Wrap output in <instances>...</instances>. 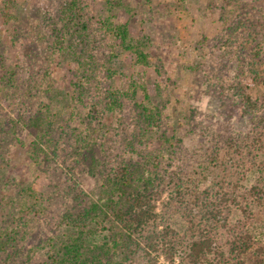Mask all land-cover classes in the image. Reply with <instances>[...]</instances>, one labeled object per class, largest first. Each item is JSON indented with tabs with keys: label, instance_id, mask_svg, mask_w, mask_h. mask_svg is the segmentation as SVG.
<instances>
[{
	"label": "trees",
	"instance_id": "obj_1",
	"mask_svg": "<svg viewBox=\"0 0 264 264\" xmlns=\"http://www.w3.org/2000/svg\"><path fill=\"white\" fill-rule=\"evenodd\" d=\"M15 1L0 2V18L7 25L13 19ZM223 3V10L243 7L257 14L255 20L244 23L252 32L240 42V45L255 44L246 73L254 85L249 87L245 83L239 87L242 108L246 113L256 114L264 101L260 90L261 84L264 85V0H223ZM83 5L84 0H64L56 17L44 15L39 22L41 25L51 20V26H55L50 47L65 58L74 57L79 66L75 79L62 88L50 86L49 101L40 103L37 109L28 111L27 102L23 101V111L16 119L10 117L13 127L7 132L14 136L22 132L29 137L30 157L47 175L62 166L58 160L62 158L69 162L67 170L72 171L64 176H69L67 180L73 183L74 163L81 161L90 163L87 174L97 181V186L88 193L77 189L75 183H67L60 190L52 176L44 186L16 183L13 178L2 186L0 180V252L12 250L7 253V262L14 258L16 264H26L19 261L25 254L22 242L36 227L35 219L45 218L56 219L55 228L35 248L41 253L38 264H136L142 252L150 255L157 251L169 257L182 255L187 264H264V128L233 134L216 149L210 162L224 167L225 178L209 189H201L196 183L198 177L190 179L188 192L192 205L188 212L187 204L178 201L187 196V181L184 187L175 188V200L170 192V200L159 211L158 202L163 200L165 189L157 170L119 156L111 157L107 164L91 148L97 144V124L102 122L103 115L122 108L127 96L120 88L103 85L102 65L95 54L97 47L102 41L113 42L132 51L138 62L148 64L145 46L131 42L129 27L115 22L116 16L111 11L93 21L101 33L97 31L100 35L92 37ZM29 26L33 27L32 23ZM18 75L12 69L0 77V94L6 104L16 97L25 99L43 87L45 77L35 75L22 84ZM57 103L63 105L57 107ZM66 103L73 105L68 107L70 111L66 110ZM142 114L140 119L143 117L145 127L153 126L155 116L146 110ZM76 119L83 128L73 125ZM2 121L6 122L0 118L1 125ZM3 128L2 134L6 132ZM19 142L22 140L16 137V143ZM3 150L0 143V172L5 161ZM243 168L245 171L240 172ZM232 169L238 175L231 174ZM14 186V193H1L2 187ZM58 201L62 204L55 207ZM6 204L11 208L9 214ZM176 211L181 212L185 230L171 222ZM33 258L34 254L27 252V262Z\"/></svg>",
	"mask_w": 264,
	"mask_h": 264
},
{
	"label": "rangeland",
	"instance_id": "obj_2",
	"mask_svg": "<svg viewBox=\"0 0 264 264\" xmlns=\"http://www.w3.org/2000/svg\"><path fill=\"white\" fill-rule=\"evenodd\" d=\"M63 1L16 0L12 21L7 25L0 18V77L12 69L19 73L20 82L25 84L29 77H45L43 87L25 99L16 97L6 104L0 94V118L7 122V125L3 121V125L0 124V129L6 130L4 134L0 132L5 154L4 168L0 172L2 186L10 183L12 178L16 183L44 186L50 183V176L60 185V190L67 183H75L77 189L88 193L97 186V181L87 174L90 163L81 161L74 163L76 176L72 178L73 183L67 180L69 176H64L72 171L67 170L69 162L62 158L58 159L62 166L47 175L30 157L29 137L22 132L17 136L7 132L13 124L10 117L16 119L23 111V101L27 102L28 111L37 109L40 103L49 101L47 89L50 86L62 88L75 79L79 66L74 57L67 55L65 58L50 47L55 38V26H51V20L39 24L44 15L56 17ZM84 3L91 23L89 35L101 33L93 21L111 11L116 16L115 22L129 27L131 42L145 46L149 61L142 64L132 51L113 42H100L95 54L102 65L103 85L120 88L127 96L122 108L105 113L102 122L97 124V144L91 147L92 151L107 164L119 156L157 170L165 189L163 200L158 202L159 211L163 203L170 200V192L175 200V188L184 187L187 181V196L178 201L187 204L188 212L192 205L188 192L190 179L198 177L196 183L201 189H209L217 187L219 180L225 178L224 167L210 162L216 149L219 150L233 134L264 128V101L256 114L246 113L239 96L241 85H254V80L246 73L255 44L240 45V42L252 32V28H245L244 23L255 20L257 14L243 7L223 10V0H84ZM16 65L20 67L16 68ZM21 88L24 93L25 88ZM260 90L264 100V85L261 84ZM62 105L57 103L56 106ZM70 105L73 108L72 104L66 103L67 111H70ZM144 109L155 116L153 126L145 127L143 117L140 119ZM73 125L83 128L78 119ZM16 137L22 142L16 143ZM230 173L238 175L235 169ZM15 187H2L1 193H14ZM61 204L58 201L55 207ZM5 209L6 213L11 212L9 205ZM176 212L171 222L185 230L181 212ZM55 220L35 219L37 225L22 242L25 254L19 261L38 264L40 258L37 257L41 253L35 248L55 228ZM11 252H0V264H16L14 258L7 262V253ZM27 252L34 254L30 262H27ZM142 253L136 264H187L179 254L169 257L161 251L150 255Z\"/></svg>",
	"mask_w": 264,
	"mask_h": 264
}]
</instances>
